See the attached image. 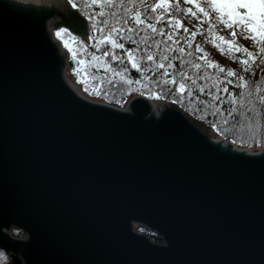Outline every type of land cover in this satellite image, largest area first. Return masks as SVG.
<instances>
[{
	"label": "water",
	"instance_id": "95a60500",
	"mask_svg": "<svg viewBox=\"0 0 264 264\" xmlns=\"http://www.w3.org/2000/svg\"><path fill=\"white\" fill-rule=\"evenodd\" d=\"M5 1L0 246L26 241L3 238L15 225L30 234L28 264H264V153L212 140L175 106L148 118L146 97L133 114L84 99L63 77L48 10ZM78 18L56 25L83 36Z\"/></svg>",
	"mask_w": 264,
	"mask_h": 264
},
{
	"label": "trees",
	"instance_id": "16d2710c",
	"mask_svg": "<svg viewBox=\"0 0 264 264\" xmlns=\"http://www.w3.org/2000/svg\"><path fill=\"white\" fill-rule=\"evenodd\" d=\"M165 1L162 9L149 0L75 3L88 20V39L77 36L83 91L118 106L137 94L177 103L219 136L246 147L264 146V39L249 48L224 37L226 24L215 13L201 14L209 0ZM90 59L105 62L109 72ZM124 79L135 88L129 90ZM137 229L163 242L148 228ZM0 264H12L1 248Z\"/></svg>",
	"mask_w": 264,
	"mask_h": 264
},
{
	"label": "rangeland",
	"instance_id": "374dc122",
	"mask_svg": "<svg viewBox=\"0 0 264 264\" xmlns=\"http://www.w3.org/2000/svg\"><path fill=\"white\" fill-rule=\"evenodd\" d=\"M62 1L64 3L63 9L56 10V9L50 8L47 12L46 11L44 12V13L50 15L49 16V19L48 20H45V22H46L47 31H48V33H49V35L51 37V40L53 42L55 41L54 43L56 44V46L58 45L57 48H58L59 54L61 56V59L63 60L62 61V70L65 71V72H63L65 81L68 84L69 83L70 84L71 83L75 84V86L79 89V86H78L79 78L76 75L73 76L69 72V71H72V70H69V63L67 64V62L68 61L74 62V60L72 59V58H74V56L76 58L79 57V56H77V53H78L79 48H80V46H79L80 40H79V37H77V36H80L82 39H85L86 40V39H88L89 34L88 33L87 34L82 33V34H84L82 36L79 33L72 32L71 31V28L68 27L65 24L56 25V23L58 21H62V19H64V21L68 25H72V26H73V24H76L77 25V23L72 18L73 15L70 14V12L73 11L72 13H75V15H80V14H78L79 13L78 12V9L75 7V3L78 0H71V2H70V0H62ZM149 1L153 4L154 7L159 8V9H162V6L165 5V3H166L165 0H149ZM169 1H173V0H167V2H169ZM176 1L180 5H182L183 2H184V0H176ZM5 2L8 3V1H5ZM8 6L13 7L12 4H8ZM67 8H69L72 11L68 10ZM31 10H33V9H31ZM180 11L182 13V9L181 8H180ZM182 14L183 15H186L189 19H191V17H192L189 13H182ZM61 15H63L65 18H62ZM172 17L173 16H171L170 18L172 19ZM82 19L84 20L85 18H82ZM78 20H79V18H78ZM77 26H80V25H77ZM225 26H226V28H224ZM183 29L185 31H189L190 32V30H188V28L185 29L184 26H183ZM233 32L236 33V36H233V34H232ZM222 33H224L223 35L226 38L236 37V40H238L236 43L241 44L242 46L244 45V47L251 48L250 46L254 42L253 40L247 38V37H249L251 35V33L247 29L241 28L239 25H236L234 28H231V29L228 28L227 25H224L223 28H222ZM211 34H213L212 31H211ZM225 34H226V36H225ZM183 36L187 39L190 36V34L188 32H186ZM77 60H78V58H77ZM77 60H76V64L82 62L80 57H79V60L78 61ZM90 60H91V63H93L94 66H96V67H103V68H105V69L108 70V65H106L105 62L98 61V62L95 63L96 60H94V61L92 59H90ZM226 64L227 65L230 64V63L228 64L227 59H226ZM84 67H85V69H89L85 63L83 65V68ZM66 72H68V73L66 74ZM108 72H109V70H108ZM121 77H123V76L121 75ZM124 83L127 84L128 86L130 85L129 86V90H132V89L135 88V86L133 84H131L128 79L127 80L124 79ZM88 95H89V93H88ZM90 97H92V98H94L96 100H101L99 97L97 98V97H95L93 95L90 96ZM157 100H160V98H158ZM164 103H167V102H164ZM170 103L171 102H169V105H174L176 108L179 109V107L177 106L178 105L177 103H171V104ZM193 122H196L195 125L202 131V133H204L206 135H208V134L210 135V133H209L210 130L215 132V129L213 127H210L207 124V122H203L201 119H197V121L193 120ZM215 135H217V134H215ZM217 136H219V135H217ZM134 225H135L134 228H135L136 231H141V230H138L137 227L138 226H142V225L136 224V223ZM2 232L5 235H7V232H9V230H7V228H5L4 231H2ZM23 238H25V236H23ZM16 252L17 251H11L10 253L12 255H16L17 256Z\"/></svg>",
	"mask_w": 264,
	"mask_h": 264
},
{
	"label": "bare ground",
	"instance_id": "6f19581e",
	"mask_svg": "<svg viewBox=\"0 0 264 264\" xmlns=\"http://www.w3.org/2000/svg\"><path fill=\"white\" fill-rule=\"evenodd\" d=\"M6 1H8V3H10V4H12V6L13 7H15V8H20V9H24V10H30V9H33L34 11H35V9L37 10V11H39L38 12V16H41V13H42V11L43 10H49L50 8H52V9H56V10H61V9H63V5H64V3H63V1L62 0H6ZM35 8V9H34ZM43 9V10H42ZM68 10H70L69 8H67ZM42 10V11H41ZM37 11H35V12H37ZM70 11H72V10H70ZM73 12V11H72ZM72 12H70V14H72L73 16H72V18H73V20L77 23V25H80V26H82L83 24L82 23H80V21L78 20V16L82 19V17L81 16H83L81 13V16L80 15H75V13H72ZM79 14V13H78ZM83 18H85L84 16H83ZM83 20V19H82ZM82 22H84L86 25H87V31H88V20L85 18ZM79 23V24H78ZM46 28H47V26H46ZM71 31L72 32H74L72 29H71ZM226 35V34H225ZM235 39H236V37H234ZM55 42V41H54ZM57 47H58V45H57ZM78 58V57H77ZM77 58L74 56V58H72L73 60H74V62H70V61H68L67 62V64L69 63V70H72V71H69L73 76L74 75H76V76H78V77H82V75H81V73H80V71H81V69H77L80 65H81V63H78V64H76V60H77ZM78 60H79V58H78ZM77 60V61H78ZM73 65V66H72ZM63 72H65V71H63ZM68 72H66V74H67ZM63 77H64V75H63ZM65 79V78H64ZM69 86L72 88V89H75L74 91L77 93V94H80L84 99H87V100H89V101H91V102H93V103H99V104H104V105H106V106H111V107H113V108H115V109H119L120 111H122V112H128L129 114H133V111H132V109L131 108H129L130 106H129V104L131 103V101L132 100H134V98H136V97H138V96H142V97H146V98H148L149 100H151V102H150V105H151V111L149 112V114L146 116V117H148V118H153L155 121H158L159 120V118H160V116L163 114V113H165L166 111H168V110H172V108H173V106L174 105H169V101H166V100H162V99H160V100H155V99H151V98H149L148 96H146V95H143V94H137V95H135V96H132L130 99H129V101L125 104V105H123V106H118V105H116V104H113V103H109L108 101H106L105 99H103L102 97V99L101 100H96V99H94V98H92V97H90V96H92V95H94L95 97H100V96H98V95H96V94H89L88 95V93H86V92H84L83 91V88H84V83L79 79V82H78V86H79V89L75 86V84H73V83H69ZM85 93V94H84ZM164 102H167V103H164ZM171 104V103H170ZM129 108V109H128ZM181 111H183L184 112V110L183 109H181ZM187 115L188 116H190L188 113H187ZM191 117V116H190ZM193 118V119H192ZM191 119V121H193V120H195V121H197V119L195 118V117H191L190 118ZM195 124H196V122H194ZM210 126V125H209ZM210 127H212V126H210ZM213 130V129H212ZM210 136H211V139L212 140H215V141H221V142H224L225 144H231L233 147H235V148H238L239 150H245L246 152H248V155L249 154H251V155H256V154H263L264 153V146H261V147H255V148H252V147H246V146H242V145H240V144H237L236 142H234L231 138H227V137H225V136H223V135H220V136H217V135H215V134H217L216 133V130H215V132L214 131H211L210 130ZM209 135V134H208ZM231 145L230 146H228V148H231ZM245 152V153H246ZM247 154V153H246ZM143 227H145V226H143ZM5 229V228H4ZM7 230H9V232H7V235H5L3 238L4 239H7V240H10V239H8L9 238V236H12L13 238H15V239H20V240H26L22 245H21V247H19L16 251V254H17V259H18V261H19V263L20 262H24V264H28V262L30 261V262H33V260L34 261H36L35 259H30V256L31 255H28V256H26V254H27V250H28V246H30L29 244H28V240L30 239V234L27 232V231H25L23 228H20V227H18V226H15V225H12V226H10L9 228H7ZM17 231H19V232H17ZM150 231H152V230H150ZM140 233H145L143 230L142 231H139ZM152 232H154V231H152ZM9 235V236H8ZM23 236H25V238H23ZM11 241V240H10ZM30 241V240H29ZM153 241V240H152ZM162 241H164L163 239H162ZM157 243H159V242H157ZM160 243H162V242H160ZM0 248L1 249H4L3 247H1L0 246ZM4 251H6L8 254H9V256H10V258H11V263L13 264V258H12V255L9 253L10 251L6 248V249H4ZM28 252H29V254H31V251H29L28 250Z\"/></svg>",
	"mask_w": 264,
	"mask_h": 264
},
{
	"label": "snow or ice",
	"instance_id": "6c2138e0",
	"mask_svg": "<svg viewBox=\"0 0 264 264\" xmlns=\"http://www.w3.org/2000/svg\"><path fill=\"white\" fill-rule=\"evenodd\" d=\"M213 13L230 29L236 25L247 29L251 33L248 39H264V0H209L207 9L202 8L201 14L211 18ZM232 34L236 36L235 32ZM148 60L151 61L152 57L149 56Z\"/></svg>",
	"mask_w": 264,
	"mask_h": 264
}]
</instances>
